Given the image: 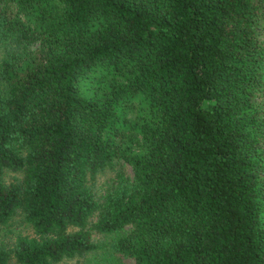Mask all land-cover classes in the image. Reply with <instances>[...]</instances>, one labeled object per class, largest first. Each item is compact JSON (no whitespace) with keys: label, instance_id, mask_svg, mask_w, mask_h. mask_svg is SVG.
Listing matches in <instances>:
<instances>
[{"label":"trees","instance_id":"obj_1","mask_svg":"<svg viewBox=\"0 0 264 264\" xmlns=\"http://www.w3.org/2000/svg\"><path fill=\"white\" fill-rule=\"evenodd\" d=\"M15 216L33 232L0 238V264H60L95 233L134 264H264V0H0V227Z\"/></svg>","mask_w":264,"mask_h":264},{"label":"rangeland","instance_id":"obj_2","mask_svg":"<svg viewBox=\"0 0 264 264\" xmlns=\"http://www.w3.org/2000/svg\"><path fill=\"white\" fill-rule=\"evenodd\" d=\"M116 172H122L124 175L131 174V168L129 165L117 164L115 168H106L100 171L95 179V186L98 193L109 187ZM10 175L8 174L7 178ZM32 228L29 224L22 221L19 216H15L9 223V225H2L0 227V238L5 242H11L17 233L20 234H32ZM95 248L80 255L69 258H64L60 264H118L119 262H125L126 264H134L133 260L128 257L120 256L114 252L111 247V240L113 236L110 234L95 233L93 234ZM11 264H16L14 258H12Z\"/></svg>","mask_w":264,"mask_h":264}]
</instances>
